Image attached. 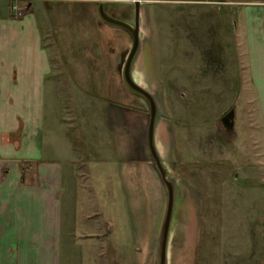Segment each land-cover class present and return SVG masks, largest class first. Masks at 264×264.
I'll return each mask as SVG.
<instances>
[{
    "label": "rangeland",
    "instance_id": "rangeland-1",
    "mask_svg": "<svg viewBox=\"0 0 264 264\" xmlns=\"http://www.w3.org/2000/svg\"><path fill=\"white\" fill-rule=\"evenodd\" d=\"M28 1L14 0L13 17ZM31 1L52 63L48 105L52 92L55 120L86 145L62 262L158 264L167 193L147 149L149 105L124 81L130 32L99 13L104 3L134 26L135 3ZM250 1L141 0L132 74L157 101L156 147L176 186L168 264H264V118L242 12ZM232 109L229 133L222 117Z\"/></svg>",
    "mask_w": 264,
    "mask_h": 264
},
{
    "label": "crops",
    "instance_id": "crops-1",
    "mask_svg": "<svg viewBox=\"0 0 264 264\" xmlns=\"http://www.w3.org/2000/svg\"><path fill=\"white\" fill-rule=\"evenodd\" d=\"M13 2L0 0V264H63L65 206L85 176L78 154L86 145L76 129L55 120L60 108L52 92L48 105L52 63L42 26L28 10L32 1L20 19ZM242 12L250 81L264 118V0L247 2Z\"/></svg>",
    "mask_w": 264,
    "mask_h": 264
},
{
    "label": "water",
    "instance_id": "water-1",
    "mask_svg": "<svg viewBox=\"0 0 264 264\" xmlns=\"http://www.w3.org/2000/svg\"><path fill=\"white\" fill-rule=\"evenodd\" d=\"M135 3V21L134 26L125 20L116 18L106 11L104 3L99 6V13L102 19L111 24L118 25L127 29L132 36V47L127 57L124 66V81L128 88L135 92L136 94L142 96L149 105V119L146 131V143L147 149L149 151L150 161L158 173L162 183L166 188L167 193V205L165 214L163 217L160 238L158 245V264H168V243L172 227L173 215L176 198V186L175 183L169 178L166 168L161 160L158 149L156 147L155 131L158 121V104L154 95L148 91L146 88L139 85L133 77L132 67L134 59L140 49V15H141V0H133ZM222 123L224 124L226 130L231 133L234 130L235 125V110L232 109L222 117Z\"/></svg>",
    "mask_w": 264,
    "mask_h": 264
},
{
    "label": "built area",
    "instance_id": "built-area-1",
    "mask_svg": "<svg viewBox=\"0 0 264 264\" xmlns=\"http://www.w3.org/2000/svg\"><path fill=\"white\" fill-rule=\"evenodd\" d=\"M15 14L19 15V16H22V12L21 11H18V12L16 11Z\"/></svg>",
    "mask_w": 264,
    "mask_h": 264
}]
</instances>
